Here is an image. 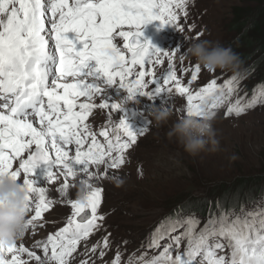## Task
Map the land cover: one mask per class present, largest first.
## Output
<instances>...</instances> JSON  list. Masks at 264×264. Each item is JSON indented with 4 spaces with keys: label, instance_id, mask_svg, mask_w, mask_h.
<instances>
[{
    "label": "snow or ice",
    "instance_id": "6c2138e0",
    "mask_svg": "<svg viewBox=\"0 0 264 264\" xmlns=\"http://www.w3.org/2000/svg\"><path fill=\"white\" fill-rule=\"evenodd\" d=\"M189 2L0 0V173L8 172L16 178L24 176L30 193L28 212L34 213L25 234L37 227L36 222L53 204L46 189L37 186L31 178L41 163L48 166L46 176L50 182L57 179L54 169L60 170L64 183L59 191L63 196L69 189L68 179L75 178L73 169L91 178L97 174L91 171L92 165L97 170L101 165L106 166L105 170L120 168L126 163V151L147 130L134 128L125 114L111 133L107 128L100 131L104 143L97 139V133L86 121L94 108L110 106L107 100L100 105L91 102L96 94L105 91V86L119 81V87L128 93L125 99H135L138 95L154 99L175 91L187 96V111L196 114L200 104L194 101L214 97L211 111L236 91V77H233L223 84L212 79L193 93L177 75L175 52L165 51L144 37L143 26L152 21H160L161 26H179L181 19L188 16ZM70 31L77 34L82 47H77V41L67 36ZM117 38L125 41L123 48L114 42ZM50 40L54 46H50ZM166 62L168 70L162 78L156 76L154 68L145 70L146 64L165 65ZM137 66L140 70L134 72ZM200 72V65L195 64L191 80L196 81ZM133 76L135 79L130 80ZM146 76L152 77V91H144L149 87ZM261 100L264 101V93ZM111 107L119 111L124 108L120 102L112 103ZM247 110L237 100L227 112L240 115ZM73 144L75 154L70 156L66 146ZM14 162L18 164L15 168ZM101 201L99 187L92 188L86 203L69 200L73 212L67 225L45 240L35 242L34 247L43 250V259L23 241H15L0 245V264H27L21 254H27L36 264H47V261L69 264L68 258L82 241L85 255L99 250V257L103 258L110 247V234L91 248L87 245L88 238L102 227L104 216L98 213ZM198 223L195 219L175 221L170 230L177 234L169 236L165 245L159 241L168 230L161 224L146 247L162 250L151 257L145 254L138 264H264V213L255 219L231 222L210 218L202 229L197 228ZM185 238L187 247L181 251ZM226 248L230 252L220 254ZM110 264H121L119 249Z\"/></svg>",
    "mask_w": 264,
    "mask_h": 264
},
{
    "label": "rangeland",
    "instance_id": "374dc122",
    "mask_svg": "<svg viewBox=\"0 0 264 264\" xmlns=\"http://www.w3.org/2000/svg\"><path fill=\"white\" fill-rule=\"evenodd\" d=\"M254 3L253 0H190L188 16L179 22V26H161L160 21H152L143 26L144 37L161 49H171L170 52H175L181 42L187 51L189 44L196 39L219 41L232 48L238 40L231 26L235 9L252 6ZM193 25L195 27H192ZM47 27L49 25L46 21ZM125 30L129 29L126 27ZM67 36L77 41V47H82L83 42L78 41L75 32L70 31ZM114 42L121 48L125 43L123 38H117ZM50 46H54L51 40ZM195 64L197 62L194 58L186 56L184 63L176 65L178 77L190 86L193 93L212 79L223 84L225 80L235 76L232 70L217 69L209 72L201 67L198 79L192 81L191 70ZM185 68L189 71L185 72ZM139 70L137 66L134 72ZM165 73H158L156 76L162 78ZM129 79H135V76ZM145 79L149 82V87L144 91H152V77L146 76ZM68 82H71V78ZM262 93L264 86L256 88L255 94L243 97L236 96L233 92L227 99L219 102L215 109H211L215 116L213 123L216 138L219 140V150H205L191 155L175 137L170 139L167 136L172 124L188 113L186 95L182 96L173 91L171 94L165 92L154 99L142 95L135 99H125L128 93L119 87V81L116 85L105 86V91L96 94L91 102L100 105L107 100L110 106L94 108L86 121L97 133V139L104 143V138L99 135L100 131L107 128L111 133L125 114L134 128L146 127L147 130L139 134L137 142L126 151V163L120 168L105 170L106 166L101 165L97 170L95 165L91 166V171L97 173V178L92 180L93 187L102 189L98 213L104 216V220L101 229L88 238L87 245L91 248L94 243L102 241L106 234H110V247L105 250L106 255L103 258L99 257V250L85 255V242L82 241L72 257L68 258L69 264H81V261H87V264H110L117 249L121 253V264H138L140 257L145 254L151 257L162 250L146 247L152 233L161 224L168 230V234L159 241L161 245H165L169 242V236L177 234L170 230V226L177 220H198L197 228L202 229L210 218L231 222L237 219H255L260 213H264ZM83 100V97L80 98L81 102ZM237 100L245 104L248 110L240 115L228 114L227 109ZM116 102L123 104L121 111L111 107V104ZM201 102L202 100L194 101L200 105ZM158 105L167 106L171 110L167 122L159 125L151 115L152 109ZM66 150L70 156L74 155L75 145H67ZM47 167V164L38 166L31 178L37 186L46 189V195L53 204L43 218L36 222L37 227L30 228L25 236L18 240V243L23 241L30 250L36 251L42 259L43 250L35 248V242L45 240L47 236L67 225L73 212L68 201L77 199L79 179L69 178V189L67 194L62 196L59 189L64 183L63 175L59 169H54L57 179L50 182L46 176ZM83 176L81 174L80 178ZM23 178L22 174L20 179ZM33 214L29 213V218ZM186 247L187 238L180 245V250L183 251ZM228 252L230 249L226 248L220 254ZM175 254L172 253L173 256ZM7 256L11 258V254ZM21 259L27 264H36L27 254H21ZM47 264L58 262L47 261Z\"/></svg>",
    "mask_w": 264,
    "mask_h": 264
},
{
    "label": "clouds",
    "instance_id": "9594fccd",
    "mask_svg": "<svg viewBox=\"0 0 264 264\" xmlns=\"http://www.w3.org/2000/svg\"><path fill=\"white\" fill-rule=\"evenodd\" d=\"M182 56L194 58L197 64L209 72L220 70L235 71L242 63L240 57L231 47H226L219 41L193 40ZM214 97L204 98L201 102L199 114L187 113L178 118L167 132L191 155L201 151L215 152L219 150V140L214 128V113L210 111ZM157 125L167 122L171 110L164 105L155 106L151 112ZM77 179V199L86 203L93 188L91 178L81 177V173L73 169ZM122 183V181H119ZM29 191L23 179L16 178L8 172L0 173V245H10L21 239L26 231L29 220Z\"/></svg>",
    "mask_w": 264,
    "mask_h": 264
},
{
    "label": "trees",
    "instance_id": "16d2710c",
    "mask_svg": "<svg viewBox=\"0 0 264 264\" xmlns=\"http://www.w3.org/2000/svg\"><path fill=\"white\" fill-rule=\"evenodd\" d=\"M235 9L231 26L238 38L232 50L242 63L235 70L236 91L239 97L256 93L264 86V0Z\"/></svg>",
    "mask_w": 264,
    "mask_h": 264
},
{
    "label": "bare ground",
    "instance_id": "6f19581e",
    "mask_svg": "<svg viewBox=\"0 0 264 264\" xmlns=\"http://www.w3.org/2000/svg\"><path fill=\"white\" fill-rule=\"evenodd\" d=\"M181 20H182V19H181ZM177 30H178V29H177ZM170 46H171V43L169 44V48H170ZM177 49H179V51H177ZM177 49H175V64H176V65L180 64L181 62L184 63V60L181 61V60H180V57L182 56L183 53L186 52L185 46H184V44H183L182 42L178 44ZM170 50H171V49H166L165 51H169V52H170ZM185 57H186V56H184V59H185ZM146 68H147L148 70L151 69V68H154L156 74H158V73H164V72H166V71L168 70V68H167V62H166L165 65H151V64H147V65H146ZM16 166H18V164H17L16 162H14V168H15ZM17 242H18V241H17Z\"/></svg>",
    "mask_w": 264,
    "mask_h": 264
},
{
    "label": "water",
    "instance_id": "95a60500",
    "mask_svg": "<svg viewBox=\"0 0 264 264\" xmlns=\"http://www.w3.org/2000/svg\"><path fill=\"white\" fill-rule=\"evenodd\" d=\"M45 163H41L39 166H42V165H44Z\"/></svg>",
    "mask_w": 264,
    "mask_h": 264
}]
</instances>
